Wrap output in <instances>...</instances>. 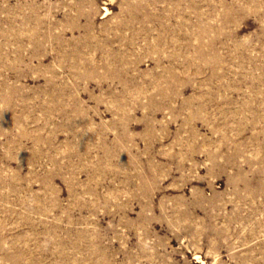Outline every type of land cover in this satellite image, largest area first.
Returning a JSON list of instances; mask_svg holds the SVG:
<instances>
[{"label": "rangeland", "instance_id": "obj_1", "mask_svg": "<svg viewBox=\"0 0 264 264\" xmlns=\"http://www.w3.org/2000/svg\"><path fill=\"white\" fill-rule=\"evenodd\" d=\"M0 264H264V0H0Z\"/></svg>", "mask_w": 264, "mask_h": 264}, {"label": "bare ground", "instance_id": "obj_2", "mask_svg": "<svg viewBox=\"0 0 264 264\" xmlns=\"http://www.w3.org/2000/svg\"><path fill=\"white\" fill-rule=\"evenodd\" d=\"M200 260H198V262H199Z\"/></svg>", "mask_w": 264, "mask_h": 264}]
</instances>
